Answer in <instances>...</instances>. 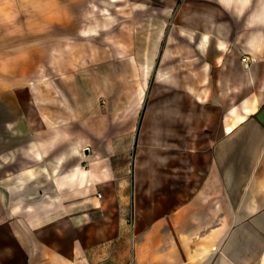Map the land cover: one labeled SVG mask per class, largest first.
Wrapping results in <instances>:
<instances>
[{"label": "crops", "instance_id": "0c3cea01", "mask_svg": "<svg viewBox=\"0 0 264 264\" xmlns=\"http://www.w3.org/2000/svg\"><path fill=\"white\" fill-rule=\"evenodd\" d=\"M32 1L0 0V52L41 25ZM57 1L66 35L97 33L78 4L100 1L154 4L171 25L155 33L153 66L84 65L107 76L44 92L57 107L41 112L34 91L0 82V264H264V0ZM255 86L251 110L236 93Z\"/></svg>", "mask_w": 264, "mask_h": 264}, {"label": "rangeland", "instance_id": "374dc122", "mask_svg": "<svg viewBox=\"0 0 264 264\" xmlns=\"http://www.w3.org/2000/svg\"><path fill=\"white\" fill-rule=\"evenodd\" d=\"M26 4L29 7L28 10L31 9V6L34 7L33 11H29L34 16L40 14V16H35L31 20L36 25H41L34 28L33 34L19 36V43L22 45H20L18 51L5 50L0 52L3 60L2 67L0 66V82L3 85L2 87L17 84V90L23 93L34 91L35 95L40 97L36 99L35 107L39 108L41 112L44 106L57 107L53 103L56 100L53 99L50 103H44L42 100L43 93L55 97L64 96L63 91L69 90L70 80L73 77L75 78L76 74L81 73L88 78L93 77L95 80H99L100 76H107L106 69H104V72H91L93 68L84 65L106 58H132L136 59L137 62L149 60L150 66H153L162 44L160 36L155 33L161 28L165 30L171 25V13H167L168 17L160 18L156 16L154 4H150L151 8L148 7V10L138 11V9H133L135 8L133 6L137 8V3L107 4L105 1H100V3H84L82 6L78 4L81 18L83 17L80 20L81 23L94 26L97 33L91 36L66 35L64 32L70 29L63 26L58 28L54 25L59 23V4L57 0H33ZM70 6L73 7L72 4ZM50 17L52 27L47 29L46 25L43 24L48 22L46 20ZM61 21L66 23L68 20ZM30 31L32 30L30 29ZM89 37H92V39L95 37L92 42L96 45L105 47L108 43L109 48L113 45L114 49L94 52V50H90L92 42H87ZM85 40H87V43H84ZM126 43H130V45ZM138 43L142 44L141 51ZM27 47L29 49L33 47L34 50H28ZM96 57L99 59H95ZM253 59L250 58V60ZM113 70L114 73L110 72L109 75H117L125 68L115 66ZM152 73L153 69L150 68L148 73L150 77ZM141 77L142 71L140 69L136 70V81L141 83ZM7 81H12V83ZM76 86L78 88L77 84ZM236 94L237 102L242 96L244 103L248 104L246 108L251 110L259 102L257 95L260 94V90L256 86L242 89L241 92ZM234 97H228L232 103L235 102ZM98 102L101 109L104 108L106 100L103 95H99ZM232 117L235 121L239 115ZM262 167L263 175L258 179L259 184L264 183L262 179L264 177V165ZM260 199H264V196Z\"/></svg>", "mask_w": 264, "mask_h": 264}, {"label": "water", "instance_id": "95a60500", "mask_svg": "<svg viewBox=\"0 0 264 264\" xmlns=\"http://www.w3.org/2000/svg\"><path fill=\"white\" fill-rule=\"evenodd\" d=\"M255 117L262 123L264 124V103L260 110L256 113Z\"/></svg>", "mask_w": 264, "mask_h": 264}, {"label": "built area", "instance_id": "2783aa9c", "mask_svg": "<svg viewBox=\"0 0 264 264\" xmlns=\"http://www.w3.org/2000/svg\"><path fill=\"white\" fill-rule=\"evenodd\" d=\"M241 61L243 63V66L245 68H248L250 66V63H251L252 60H250V58L248 56L243 55L242 58H241ZM98 195H100V194L98 193Z\"/></svg>", "mask_w": 264, "mask_h": 264}, {"label": "bare ground", "instance_id": "6f19581e", "mask_svg": "<svg viewBox=\"0 0 264 264\" xmlns=\"http://www.w3.org/2000/svg\"><path fill=\"white\" fill-rule=\"evenodd\" d=\"M231 61H233V59H231L230 62H231ZM246 76L248 77V82H250V81L252 80V75H251V74H247ZM262 87L264 88V83H263ZM229 88H230V86H227V89H226V90H228ZM141 92H142V91H141ZM246 110H248V109H246ZM242 117H243V116H242ZM242 117H239V119L242 118ZM230 126H231V125H228V128H230Z\"/></svg>", "mask_w": 264, "mask_h": 264}]
</instances>
